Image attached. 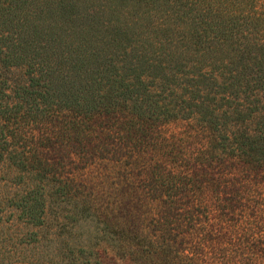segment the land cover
<instances>
[{
  "label": "trees",
  "instance_id": "16d2710c",
  "mask_svg": "<svg viewBox=\"0 0 264 264\" xmlns=\"http://www.w3.org/2000/svg\"><path fill=\"white\" fill-rule=\"evenodd\" d=\"M15 224L0 264H264V0H0Z\"/></svg>",
  "mask_w": 264,
  "mask_h": 264
},
{
  "label": "rangeland",
  "instance_id": "374dc122",
  "mask_svg": "<svg viewBox=\"0 0 264 264\" xmlns=\"http://www.w3.org/2000/svg\"><path fill=\"white\" fill-rule=\"evenodd\" d=\"M62 205H58L57 203H54V210L55 213L53 212V214L50 216L52 221H55V216L58 215V213L60 212L61 214L65 215V214H70V211L68 210L70 205L69 204H64L61 203ZM61 210V211H60ZM59 211V212H58ZM84 228H82L81 230H83ZM88 225H86L84 231H81L78 227L77 229H73L75 232H71V233H65V235H68V239L72 240L75 243L82 242L84 241L85 243H87V238H89V236L91 235L90 232H88ZM32 228L31 227H23L21 225H11V226H4L3 228H0V261L2 260H7V259H3L7 256V254L9 252L13 253V251H16L17 249H20V245L18 244L19 241L22 240L23 235L27 232V231H31ZM78 232V233H77ZM80 233V234H79ZM12 249V250H11ZM42 250H43V246L40 245V247L36 250H34L33 248L31 249L30 247L28 248V252L27 255L28 256H32L36 255V258L39 255H44L42 254ZM27 251V250H26ZM25 253V251H24ZM47 256L44 255V258H46ZM42 259V257H41ZM103 264H105V262H103Z\"/></svg>",
  "mask_w": 264,
  "mask_h": 264
}]
</instances>
